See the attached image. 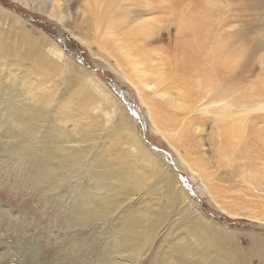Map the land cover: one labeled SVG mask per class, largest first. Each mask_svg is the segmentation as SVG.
<instances>
[{"label": "bare ground", "instance_id": "1", "mask_svg": "<svg viewBox=\"0 0 264 264\" xmlns=\"http://www.w3.org/2000/svg\"><path fill=\"white\" fill-rule=\"evenodd\" d=\"M17 1H21L33 11H38L35 5L45 4L49 11L45 13L49 17L63 24L67 20L68 15L60 0ZM88 1V11L84 18L85 29L92 36L88 39L80 34L74 36L85 42L97 59L102 60L125 81L128 79L130 83L134 82L136 87L142 89L151 88L153 85L154 95L145 94L142 100L149 105L153 126L157 129L175 131L179 137H185L189 142L201 146L204 143L202 132L206 130L205 124L210 121L212 130L206 142L213 148L211 156L205 155L203 150L199 149L198 156L192 158L187 152L180 153L174 144L173 149L191 172L202 179L204 188L217 208L231 218L247 219L264 226V52L261 50L253 61L249 57L246 58L251 48H254V37L251 38V44L243 39L247 35L245 31L252 34L249 28L243 32L234 30L237 35H234V31L226 33L230 35L225 39L221 37L224 23L232 22L227 14L231 9L234 11L235 5L223 0ZM246 1L251 4V0ZM126 3L136 8L127 7ZM144 14V17L149 18L137 24ZM93 44L98 46L96 50H93ZM260 45H264V42ZM49 53L46 57L49 62H53V55L58 57L56 70H61V67L69 64L70 57L66 58L64 51L57 44ZM39 54L41 53L36 55ZM111 57L115 58V62L111 61ZM59 60L63 61L58 62ZM13 64L10 63L6 68L12 75L6 81L2 82L0 74L1 85L5 83L0 99L7 109L15 111L11 117L16 122L14 126L8 122L5 124L4 113L0 114V143L3 145L1 152L13 153L12 144L4 142L6 139L19 143L21 147L18 151L22 155L27 149L22 145H32L31 141L39 138L40 143L37 146L33 144L32 148L42 153L43 161L41 177H37L36 181L47 182L52 191L59 192L72 179L70 163L76 159L59 154L68 150V145L59 144L55 149L44 148L45 141H41V138L50 140L41 123L46 122L49 106L57 96L50 90L52 99H47L44 95L39 105L27 104V107L33 109L32 112L26 111L21 95L32 88L20 90L17 84L21 82V79H18L20 75L14 72L13 66L17 70L39 69L41 63L22 61ZM256 64L261 66V73L258 79H253L257 73L247 75L245 71L249 67L252 72L255 71ZM71 67L77 72L79 83L84 69L79 64ZM74 79L73 74V82ZM43 83L45 81H42L41 85ZM93 83L104 86L96 73H93L88 87L92 88L90 85ZM106 91L107 93L96 89L95 95L102 101L109 114L120 113L122 124L114 122L115 128L125 132L130 123V115L116 105V96L111 88H106ZM121 91L125 104L131 105L132 100L127 99L128 90ZM70 104L71 102L69 106ZM62 110L63 107L60 106L59 111ZM198 113L202 116L189 119V116ZM206 115H211V118H205ZM68 117L72 116L69 114ZM135 118L136 122L133 119L132 122L136 127L137 122L141 123V117ZM20 126L23 129H20ZM38 128H41V132ZM135 140L140 152L151 158L159 180L163 184L169 181V186L173 187V199L180 203L177 215L181 218L180 222L193 219L189 223L190 226L184 223L180 225L179 231L186 229L184 234L164 240L167 245L157 250L159 252L154 255L155 264H205L191 257L210 262L211 256L216 258L208 264H264V234L261 231L247 234L226 232L210 218L203 219V209L195 206L189 194L179 187L177 176L165 170L166 163L161 159H154L142 140ZM57 160H60L59 167L55 165ZM209 164L216 170L223 169L224 173H219L217 177L208 173ZM95 174L104 176L107 182L122 176V161L116 162L110 171L95 167L93 175ZM75 178L77 176L73 175V179ZM217 178L219 182L224 181L223 188L230 190L241 209L246 208V214L234 213L225 207L221 198L222 189L215 185ZM121 183H124V179ZM235 185L239 187L230 189ZM102 191L103 186H99L97 192ZM112 192L115 193L113 199H102L100 202H96V195L84 194L82 199L72 198L75 207L68 221V230L60 242L66 257H60L56 264H60L62 260L83 264L143 263L153 233L138 226L139 217H123L112 224L120 211L121 197L124 195L114 189ZM96 208L100 210L99 213ZM186 213L188 217L183 218ZM102 220L111 222L100 224ZM157 224L153 223L149 228L165 233L166 228ZM241 234L250 241L245 247L236 241ZM4 237L0 234V264H27L28 259L20 261V256L17 255L16 259L15 255L5 252L11 240ZM34 238H39V235ZM212 245L215 249H211ZM87 247L91 248L93 258H88L83 251H79L80 248ZM23 248L26 247L17 250L21 251ZM38 250L40 248L32 251V258L39 257Z\"/></svg>", "mask_w": 264, "mask_h": 264}, {"label": "rangeland", "instance_id": "2", "mask_svg": "<svg viewBox=\"0 0 264 264\" xmlns=\"http://www.w3.org/2000/svg\"><path fill=\"white\" fill-rule=\"evenodd\" d=\"M223 1L235 5V9L234 11L231 9L227 14L232 22L224 23L221 37L225 39L230 35L226 33L234 30L243 32L249 28L252 34L245 31L247 35L243 39L251 44V38L254 37V48H251L246 55V58L249 57L253 61V58L261 50L264 52V45H260L264 42V0H251V4H248L246 0ZM60 2L63 3L66 15H68L64 24L45 13V11L49 13L45 4H34L38 11H33L21 1L0 0V74L2 82L12 76L6 71L10 63L22 61L41 63L39 69L17 70L13 66L14 72L20 75L18 79H21V82L17 83L20 90L32 88L21 95L25 102L24 108L26 111L32 112L33 109L27 107L28 103L39 105L44 95L47 99H52L51 92H54L57 97L49 106L46 122L41 123L42 129L50 140L41 138V141H45L43 142L44 148L55 149L59 144L68 145V150L59 154L63 157L76 159L70 163L72 179L59 192H54L49 183L36 181L37 177H41L43 161L41 160L42 153L32 150V148L33 144L37 146L40 143L39 138L33 139L32 145L28 143L22 145L27 147L22 155L18 151L21 146L14 140L6 139L4 141L12 144V154H3L1 152L3 145L0 143V234L5 236L4 239L11 240L5 252L15 255L16 259L20 256V261L28 259L27 264H49V262L56 264L60 257H66L60 242L63 234L68 230V221L72 216V209L75 207L72 198L82 199L84 194L96 195V202H100L102 199H113L115 193L112 190L114 189L117 192H123L124 195L121 197L120 211L112 224L117 223L123 217H139L138 226L142 230H150L153 233L147 246L148 254L142 264H155L154 255L159 252L157 250L167 245L164 240L184 234L186 229L179 231L180 225L184 223L190 226L189 223L193 219L189 218L180 222L181 218L177 217L180 203L173 199V187L169 186V181L163 184L159 180L151 158L140 152L135 144V139L143 141L154 159H161L163 163H166L165 170L177 176L179 187L189 194L195 206L203 209V219L210 218L226 232L247 234L248 232L261 231L264 234V226L247 219L231 218L226 212L217 208L204 188L202 179L191 172L188 165L181 160L172 147L174 144L180 153L187 152L192 158L198 156L199 149H202L205 155L211 156L213 148L206 142V139L212 130V123L209 121L205 124L206 130L202 132L204 143L201 146L189 142L185 137H179L175 131L159 130L154 127L149 105L143 103L142 100L145 94L154 95L153 85L151 88L142 89L136 87L134 82L130 83L128 79L125 81L118 73L108 68L102 60L97 59V56L89 51L85 42L74 36V34H80L86 36L87 39L92 36L85 29L84 18L88 11V0H60ZM126 6L134 5L126 3ZM103 8L105 7L103 6ZM144 16L145 14L142 19L137 21V24L143 19L149 18ZM236 31H234V35H237ZM56 44L64 51L66 58L70 57L69 64L61 67V70L55 69L57 55H53V62L46 60V57L50 55L49 50L55 49ZM97 48L98 46L93 44V50ZM39 52L41 54L36 55ZM111 61L115 62V58L111 57ZM74 64L82 65L84 69V75L80 77L79 83L77 72L71 67ZM25 71L27 72L25 73ZM254 72L257 75L252 78L258 79L261 73L259 64H256L255 71L252 72L251 67L245 71L247 75ZM93 73H96L97 78L104 83L103 87L96 83L90 85L92 88L88 87ZM42 81L45 83L41 85ZM4 84L0 83V95L3 92ZM106 88H111L115 94L116 105L130 115V123L125 132L115 128L114 122L122 124L120 113L109 114L102 101L95 95L96 89L107 93ZM121 90H128L129 97L127 99L128 101L132 100L131 103H134L135 107L125 104L126 101ZM60 106L63 107L62 112L59 111ZM5 108L6 104L0 99V114L4 113L3 121L5 124L8 122L14 126L16 122L11 116L15 111ZM69 114L72 116L71 118L68 117ZM137 114H140L141 118ZM198 116L202 115L200 113L193 114L189 116V119ZM135 117H139L141 122H137L136 127L132 122V119L136 122ZM205 118L210 119L211 115H206ZM0 120L2 119L0 118ZM20 129L23 128L20 126ZM38 129L41 132V128ZM112 132L115 134H111ZM127 136L130 138L128 139ZM45 143L47 144L45 145ZM120 160L122 161V176L112 178L107 182L104 176L93 175L95 167L103 171H110L112 166ZM55 165L59 167L60 160L55 161ZM208 167L207 172L216 177L219 173H224L223 169L216 170L210 164ZM73 175L77 178L73 179ZM122 179H124V183H121ZM222 182H219L217 178L215 185H219L222 189L221 198L225 207L234 213L246 214V208L242 207L241 209V205L234 199L230 190L223 188ZM99 186H103L101 193L97 192ZM238 187L239 185H235L230 189L235 190ZM184 207L185 204L182 208L184 209ZM95 210L100 212L97 208ZM185 217H188L187 213L183 218ZM110 222L102 220L99 223ZM153 223H158L159 227H165V233H159L157 229L149 228ZM35 233L39 235V238H34L38 236ZM236 241L243 247L250 243L243 237V234ZM22 244L26 246H22ZM22 247L26 248L18 251ZM36 248H40L38 250L39 257L34 259L31 253L36 251ZM211 249H215L214 245ZM80 250L88 258L94 257L90 247L80 248ZM223 255L226 256L225 253ZM191 258L208 264L216 256H211L210 262L199 257ZM60 264L83 263L62 260Z\"/></svg>", "mask_w": 264, "mask_h": 264}, {"label": "water", "instance_id": "3", "mask_svg": "<svg viewBox=\"0 0 264 264\" xmlns=\"http://www.w3.org/2000/svg\"><path fill=\"white\" fill-rule=\"evenodd\" d=\"M113 83H114V82H113ZM114 85H115V83H114ZM115 86H116V85H115ZM121 93H122V95H123V92H122V91H121ZM124 99H125V98H124ZM131 102H132V101H131ZM131 102H130V103H131ZM129 105H130V104H129ZM131 105H132V106H131ZM131 105H130L131 107H134V106H135L134 103H131ZM134 109H135V108H134ZM139 117H140V115H139Z\"/></svg>", "mask_w": 264, "mask_h": 264}]
</instances>
